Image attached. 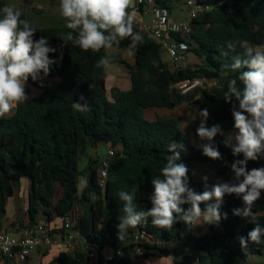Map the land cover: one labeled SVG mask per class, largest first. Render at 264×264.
<instances>
[{
    "label": "trees",
    "instance_id": "1",
    "mask_svg": "<svg viewBox=\"0 0 264 264\" xmlns=\"http://www.w3.org/2000/svg\"><path fill=\"white\" fill-rule=\"evenodd\" d=\"M179 1L155 0V3L172 14ZM195 1L198 6L210 8L191 21L188 53L197 57L200 65L183 66L178 70H172L163 61L160 44L142 35V41L134 50L135 65L131 66L122 57L110 55L109 49L84 52L71 42L64 45L60 39L71 31L68 28L36 29L34 39L48 38L49 45L57 49L49 57L57 62L43 77L47 80L44 86L39 87L43 79L27 82L40 89L35 99L20 103L12 117H0V231L7 200L14 196L23 179H30L35 183L28 201L30 227L36 225L40 214L52 221L53 208L56 217L63 219L79 205V232L98 253L108 245V238L123 241L135 231L147 230L165 244L164 247H146L143 258L147 261L152 257L174 255L176 259L172 264H264L253 262L255 258H264V237L259 243L249 242L246 248L239 243L238 237H246L254 225L233 215L234 208L243 207L242 198L235 194H225L223 198L220 211L227 213V219H222L219 225H210L204 235H196L194 228L188 229L183 222L176 223L172 229L154 227L149 218L136 228L128 229L123 239L118 237V217L123 214L124 206L119 192H132L135 188L137 209L151 208V179L160 174L166 163L170 142L185 146L181 158L190 169L189 184L195 191L204 190L202 181H194L195 163L224 164L217 171L223 182H207L209 188L216 183H236L231 165L243 156H233L231 148L223 143L224 135L218 134L211 141L222 157L212 160L202 154L201 147L189 144L175 119L157 116L156 120L149 121L145 117V111L150 109L174 110L177 104L172 95L177 85L201 81L204 88L197 89L194 105L200 110L206 108L215 122L234 123L231 112L233 106L238 109V101L233 97L231 103L225 102L224 93L229 81L238 77L241 70L232 71L223 66L230 65L237 54L243 57L241 41L252 46L264 45V0ZM6 5L7 0H0V9ZM21 19L25 18L21 16ZM134 32H137L135 28ZM171 37L179 43L185 40L180 35ZM229 42L236 44L235 51L228 50ZM130 43V38H125L112 48L127 51ZM226 51L227 56L223 55ZM104 56L111 58V64L123 65L131 77V89H113V101L107 98L105 67L97 66ZM209 82L215 85L210 87ZM238 86H242L239 81ZM81 95L90 109L86 113L72 108ZM101 146L115 151L103 188L99 183L102 162L90 160L83 170L80 169L82 153L88 147ZM260 167H264V158L247 164L249 170ZM81 176L88 181L82 192L77 188ZM58 185L63 194L54 206ZM90 193L95 194V199L90 198ZM204 207L201 204V208ZM252 210L257 214L256 221L264 227V192ZM177 249L196 252V263L193 258L191 263L180 258ZM123 252V256L114 255L107 264H135L132 247L124 248ZM4 260L9 261L0 258V264ZM55 263L104 264V260L97 257L95 261L89 260L85 251H78L72 255L61 253Z\"/></svg>",
    "mask_w": 264,
    "mask_h": 264
},
{
    "label": "clouds",
    "instance_id": "2",
    "mask_svg": "<svg viewBox=\"0 0 264 264\" xmlns=\"http://www.w3.org/2000/svg\"><path fill=\"white\" fill-rule=\"evenodd\" d=\"M133 0H60L58 10L71 31L63 34L60 40L64 45L69 42L87 52L111 49L114 44L130 38L128 54L134 50L143 37L134 32L135 11H129ZM22 13L14 5L0 9V117L10 115L13 110L28 100L25 91L26 83L39 81L50 72V67L57 61L49 57L56 48L49 45L48 38L42 36L34 39L37 32L32 23L21 19ZM229 51H235L236 44L229 42ZM244 49L243 57L239 54L232 57L230 65H224L232 71H239L238 77L228 83L224 100L231 103L233 97L238 101V109L233 106L234 134L225 136L223 143L230 147L233 156L243 159L235 160L231 165L236 183H216L210 188L208 176H203L204 190L195 191L189 184V167L182 162L181 151H186L182 143L170 142L166 163L160 174L151 179L153 191L150 196L151 208L138 210L134 188L132 192L121 191L119 198L124 202L123 214L118 217V237L123 239L128 229L136 228L151 218L154 227L172 229L178 222H183L188 229L202 224L219 225L227 219V213H221L225 194H235L242 198L243 207L232 210L234 216L246 219L254 227L247 236L238 237L242 248L249 242L259 243L264 237V227L256 221L253 205L264 192V167L249 170V161L264 158V45H249L240 42ZM226 51L223 55L227 56ZM111 58L101 57L98 67H108ZM43 74V75H42ZM239 84L242 86H238ZM91 87V85H90ZM84 101V103H81ZM72 108L76 112L86 113L89 106L81 95L74 101ZM201 122L196 130L201 140L211 142L218 134L224 135L219 124L206 126L208 110L199 112ZM195 119V117H193ZM235 141V143H233ZM202 154L209 159H221V153L212 144L201 145ZM193 175L195 173L193 172ZM87 178H79L78 191L87 186ZM95 199V194L90 193ZM190 205L184 208V205ZM201 204L205 207L201 208Z\"/></svg>",
    "mask_w": 264,
    "mask_h": 264
},
{
    "label": "built area",
    "instance_id": "3",
    "mask_svg": "<svg viewBox=\"0 0 264 264\" xmlns=\"http://www.w3.org/2000/svg\"><path fill=\"white\" fill-rule=\"evenodd\" d=\"M187 7L190 13V22L176 23L171 21V14L156 6L155 0H137V10L145 14L152 15L153 19L148 24L137 23L134 25L135 30L142 36L157 42L161 45L162 50L166 51L173 65V70H178L182 66V54L188 53L191 49L190 36L192 34L191 21L198 18L201 14L207 12L210 8L205 6H198L195 0H187ZM180 35L185 38L184 42H176L171 36ZM196 85L201 81L193 82ZM203 83V82H202ZM214 86L215 83L211 82ZM191 82H184L177 87L186 88ZM204 88V87H203ZM115 156V151L111 148L106 150L104 160L99 171V183L103 188L108 178V169L110 160ZM81 219V207L75 206L70 214L63 218V231L61 237L52 235V232L44 225H39L36 234L27 223L22 235L15 238L10 234L0 231V258L9 261H27L32 257L33 253L38 249H48L49 247H57L59 250L66 248L69 253H76L78 251H85L89 260H94L97 256L93 249L89 246L86 239L79 232V224ZM209 226L205 227L208 232ZM129 244L124 247H132L133 256L136 260L142 261L144 254L147 252L146 247H164L165 244L158 240L153 234L147 230H138L126 237ZM124 248H117L115 256H123ZM65 250V251H66ZM114 255L104 260V264L113 260Z\"/></svg>",
    "mask_w": 264,
    "mask_h": 264
},
{
    "label": "crops",
    "instance_id": "4",
    "mask_svg": "<svg viewBox=\"0 0 264 264\" xmlns=\"http://www.w3.org/2000/svg\"><path fill=\"white\" fill-rule=\"evenodd\" d=\"M8 5H14L16 8H18L21 13L22 17H24L26 20L30 21L32 25L36 29L40 28H47V29H59V28H67L66 27V21L65 19L60 15L58 6L60 0H7ZM135 11L136 15L134 17L133 24L141 23V24H148L152 21L153 17L150 14H145L144 12H141L137 10V0H133L132 6L129 9V11ZM148 20V21H147ZM171 21H174L171 18ZM177 23V22H176ZM124 51V50H123ZM127 52V51H126ZM164 55L162 54L163 61L169 65V67L173 70L172 60L169 56V54L164 51ZM128 58L133 59L134 63L128 62L131 66L135 65V58L134 55H129L127 52ZM182 66H198L200 65V61L197 57H195L193 54L186 53L182 54ZM128 76L127 77H120L119 78V84L117 85L118 88H121L122 91H129L132 87L131 83V77L129 74V71H127ZM47 83V80H42L39 84V87L44 86ZM28 84L26 83L25 88ZM31 86V85H29ZM32 87V86H31ZM34 87V86H33ZM30 89V88H29ZM189 95V94H187ZM185 95L184 92L178 94H173L172 99L177 104V107L174 110H168V109H150L145 111V114L148 115L149 120L154 121L156 120L157 116L166 117L169 119H175L178 121L181 129L183 130L182 125V119L183 118H190V114L188 111H185V115L179 116L177 113L178 110H188L189 105L191 106V103H189V99ZM195 97V99H197ZM199 112L201 111L198 108ZM16 112V108L13 110L10 116L6 117H12ZM200 118V116H199ZM201 120L197 122V125H199ZM215 122L210 116L208 117L206 123ZM188 130H190L188 128ZM192 132V136H193ZM103 149L108 150V146H101L99 148H91L88 147L85 151L88 155V162L90 160H93V157L96 154H99L100 156L104 157ZM88 163H86L85 166H83V169L87 166ZM82 169V170H83ZM32 182L30 179H23L19 185V187L16 189L15 194L13 197L9 198L6 202L5 206V218L2 221V230L3 232H6L10 234L12 237H19L22 235L24 226L29 223V213H28V201H29V193L31 191ZM58 188V187H57ZM62 188L61 193H59V196L57 200L54 201V206L58 203L60 198L62 197ZM56 193L57 189H56ZM53 212L52 221H48L45 215L40 214L38 216V222L34 227H31V229L36 233L39 234V231L37 230L39 225L46 226L52 233V235L56 237L63 236V219H59L56 217L54 208L51 209ZM204 224L199 225L197 228V232H200V235H204ZM196 233V235H198ZM111 246V245H109ZM66 248L62 251L59 250L57 247H49L48 249L42 250L38 249L36 250L32 257L29 258L27 261H3L1 264H58L55 263L56 259L59 257L61 253L66 254H75V253H69V251H65ZM186 249H180L179 252H184ZM192 255L196 256L197 253L192 251ZM104 258L101 257L99 260H106L107 258L111 257L112 254L108 252L103 253ZM194 258V257H193ZM96 258L94 259V261ZM151 260V259H150ZM147 261L146 259H143L142 261L136 260L134 261L135 264H154L151 261ZM93 264V263H92Z\"/></svg>",
    "mask_w": 264,
    "mask_h": 264
},
{
    "label": "rangeland",
    "instance_id": "5",
    "mask_svg": "<svg viewBox=\"0 0 264 264\" xmlns=\"http://www.w3.org/2000/svg\"><path fill=\"white\" fill-rule=\"evenodd\" d=\"M171 18L176 21L177 23H188L190 22V13L186 4L185 0H181L179 1L174 10L172 11L171 14ZM148 21V20H147ZM108 53L110 55H118L120 57H122L127 63H134L133 59L128 58L127 52L124 50H118L116 48H111L109 49ZM164 50L162 51V54L164 55ZM129 64V63H128ZM127 69L121 65V64H111L108 67H105V72H106V91H107V98L110 101H113V97H112V91L113 89H120L118 88L117 85L119 84V78L120 77H127ZM208 86L213 85L211 82L207 83ZM29 88H25V91L27 93L28 96V100L26 102H29L33 99H35L39 94H40V89L39 87H31L28 86ZM204 84L201 82L199 84H195L192 83L190 84L188 87L186 88H181V87H176L175 89V93H182L184 92L185 95H187L188 99H189V103H191V106L189 105L188 110H178L177 113L179 114V116L185 115V111H188V113L190 114V118H183L182 121V125H183V132L185 133L187 140L189 142L190 145L192 146H196V147H201V145L203 144H207V143H211L207 140H201L195 133L197 128L199 127V125H197V122H199L201 119L199 118V110L198 108L194 105V101L196 100L195 97L198 96L197 89L198 88H203ZM11 115V114H10ZM7 115V116H10ZM6 117V116H5ZM145 117L147 120H149L148 115L145 114ZM193 117H195V119H193ZM151 121V120H149ZM215 124H219L222 128V131L224 133V136H226L229 133L234 134L235 130H234V123H229V122H211V123H206L207 127H211ZM188 128L190 130H188ZM192 132L194 133L192 136ZM233 143H235V141H233ZM93 160H96L97 162H103L104 157L100 156L99 154H96L93 157ZM86 163H88V155L86 153V151H84L81 155V164H80V169H83V166L86 165ZM224 166L223 163L217 162V163H195L194 167H193V172L195 173V175H193L194 181L200 182L202 181V177L207 175L208 176V182H223V177L218 175V169L220 167ZM83 177V176H81ZM80 177V178H81ZM233 183V182H232ZM57 192L56 196H55V200H57L59 193H61V187L58 185L57 186ZM63 194V192H62ZM61 194V195H62ZM202 226V225H201ZM207 226V224H204V230L205 227ZM199 226L194 228V231L197 232V228ZM203 230V231H204ZM197 234L200 235V232H197ZM107 244L103 247V250L98 253L97 250L95 248H92L93 251L95 252L97 259H100L101 257L104 258L103 253L104 252H108L112 255L115 254L116 249L117 248H124L129 244V241L127 239L123 240V241H113L110 238L107 239ZM111 245V246H109ZM178 250V249H177ZM179 251V250H178ZM178 255L180 256V258L185 259L191 263V258L195 257L194 255H192V251L190 250H185L184 252H177ZM151 262L154 264H172L173 261L176 259L174 257V255H172L171 257L168 258H150ZM253 262L256 263H264V258L263 259H253Z\"/></svg>",
    "mask_w": 264,
    "mask_h": 264
},
{
    "label": "water",
    "instance_id": "6",
    "mask_svg": "<svg viewBox=\"0 0 264 264\" xmlns=\"http://www.w3.org/2000/svg\"><path fill=\"white\" fill-rule=\"evenodd\" d=\"M103 153H104V155H105V153H106V150L105 149H103ZM120 154H118V156H119ZM31 182H32V187H34L35 186V183H34V181L33 180H31ZM196 258H193V262L194 263H196Z\"/></svg>",
    "mask_w": 264,
    "mask_h": 264
}]
</instances>
